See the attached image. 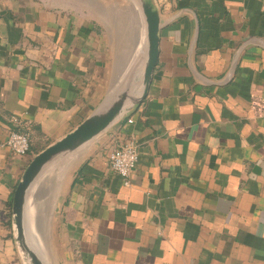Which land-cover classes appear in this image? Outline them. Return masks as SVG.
<instances>
[{
  "label": "crops",
  "instance_id": "crops-1",
  "mask_svg": "<svg viewBox=\"0 0 264 264\" xmlns=\"http://www.w3.org/2000/svg\"><path fill=\"white\" fill-rule=\"evenodd\" d=\"M154 1L149 91L61 184L53 263L264 264V111L251 106L264 104V0ZM102 51L98 26L72 9L0 0V264H23L12 193L33 156L96 108ZM11 131L28 134L27 155L3 147ZM129 142L125 185L107 156Z\"/></svg>",
  "mask_w": 264,
  "mask_h": 264
},
{
  "label": "water",
  "instance_id": "water-1",
  "mask_svg": "<svg viewBox=\"0 0 264 264\" xmlns=\"http://www.w3.org/2000/svg\"><path fill=\"white\" fill-rule=\"evenodd\" d=\"M135 5L137 7L135 11L138 12L142 23V36L139 42L142 51L140 48L138 49V42L135 40L129 53L131 62L139 57V69L141 67L140 73L137 72L136 74L138 77L135 84L136 93H133L131 89L134 85V72H131L127 75L126 81L128 83L126 82L123 87L117 90L111 87L112 89L105 100L71 132L33 156L14 188L11 199V230L23 264H48L42 256L43 251L42 248H39L37 241L33 239L36 244L35 247L27 236L28 209L30 204L35 205V202L40 198L36 187L46 168L61 157L77 155L81 150L90 146L119 120L141 105L147 96L153 72L158 62L160 14L154 0H135ZM142 37L143 43L141 45ZM138 50L141 51L140 56ZM118 74L120 73L118 72L115 79L112 80V85L117 83ZM62 183L63 181L58 185L57 192Z\"/></svg>",
  "mask_w": 264,
  "mask_h": 264
},
{
  "label": "rangeland",
  "instance_id": "rangeland-1",
  "mask_svg": "<svg viewBox=\"0 0 264 264\" xmlns=\"http://www.w3.org/2000/svg\"><path fill=\"white\" fill-rule=\"evenodd\" d=\"M43 1L45 4L70 8L76 15L82 17V22L91 21L98 26L103 38V51L101 55H98L102 66L95 71L96 80L92 81V87L90 86L96 107L105 100L112 89L111 87L116 90L123 87L127 82L128 73L131 72H134V85L131 89L133 93H136L135 84L138 81L136 74L139 69V61L136 59L131 62L129 53L135 40L139 46L142 23L138 12L135 11L137 9L135 0ZM118 72L120 74H118L117 83L112 85V80L115 79ZM87 148L89 146L77 155H67L50 164L40 177L36 187L40 198L35 202V205L30 204L29 206L27 236L35 247L33 239L37 241L39 248H42V256L48 264H54L53 257H56V236L52 228L55 222L52 219V212L58 185L61 181L71 178L73 171L82 161V153Z\"/></svg>",
  "mask_w": 264,
  "mask_h": 264
},
{
  "label": "built area",
  "instance_id": "built-area-1",
  "mask_svg": "<svg viewBox=\"0 0 264 264\" xmlns=\"http://www.w3.org/2000/svg\"><path fill=\"white\" fill-rule=\"evenodd\" d=\"M251 106L259 112L264 111V104L259 99H252ZM3 147L16 156H25L29 152V136L25 132L11 131ZM107 158L110 170L127 185L138 160L136 145L132 142L117 145L110 150Z\"/></svg>",
  "mask_w": 264,
  "mask_h": 264
},
{
  "label": "bare ground",
  "instance_id": "bare-ground-1",
  "mask_svg": "<svg viewBox=\"0 0 264 264\" xmlns=\"http://www.w3.org/2000/svg\"><path fill=\"white\" fill-rule=\"evenodd\" d=\"M142 43H143V37H142L141 45H142ZM139 48H140V50L142 51V47H141V46H140V47L138 46V49H139ZM140 50H138V51H140ZM141 51L138 52V53H139V54H138L139 56H140ZM138 58H139V57H138ZM138 58H137V60H138ZM140 69H141V67H140ZM140 69H139V71H138L139 73H140ZM43 210H44V209H43ZM33 231H34V230H33ZM33 234H34V233H33Z\"/></svg>",
  "mask_w": 264,
  "mask_h": 264
},
{
  "label": "trees",
  "instance_id": "trees-1",
  "mask_svg": "<svg viewBox=\"0 0 264 264\" xmlns=\"http://www.w3.org/2000/svg\"><path fill=\"white\" fill-rule=\"evenodd\" d=\"M29 153V152H28Z\"/></svg>",
  "mask_w": 264,
  "mask_h": 264
}]
</instances>
